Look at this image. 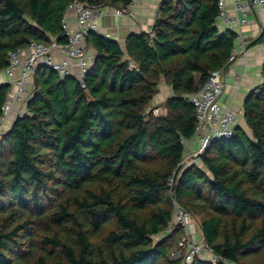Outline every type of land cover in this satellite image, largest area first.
<instances>
[{"label":"trees","instance_id":"1","mask_svg":"<svg viewBox=\"0 0 264 264\" xmlns=\"http://www.w3.org/2000/svg\"><path fill=\"white\" fill-rule=\"evenodd\" d=\"M74 1L0 0V71L31 41L66 43L63 13ZM218 3L161 0L152 29L125 46L90 31L85 86L37 67L25 112L0 140V264H181L171 254L184 228L167 230L174 200L221 258L191 264H264V80L244 104L250 132L237 125L185 161L197 126L190 96L228 66L237 38L221 32ZM161 80L173 93L155 115ZM11 88L0 82V118Z\"/></svg>","mask_w":264,"mask_h":264},{"label":"built area","instance_id":"2","mask_svg":"<svg viewBox=\"0 0 264 264\" xmlns=\"http://www.w3.org/2000/svg\"><path fill=\"white\" fill-rule=\"evenodd\" d=\"M134 1L126 8H115V14H134ZM161 1V0H160ZM219 19L228 29L233 30L237 23L246 24L247 15L255 7L264 6V0H233L236 17L231 16L227 10V0H219ZM74 8L77 13V28L71 30L68 26V10ZM104 12L96 6L81 1H74L63 13V27L68 38L66 43H59L52 40L50 46L31 41L28 47L10 51L8 53L9 64L5 72L11 76L19 70L20 74L12 81L10 95L13 102H17L21 107L18 116H21L26 103L30 97V89L34 74L39 65H47L56 70L62 76L71 74V68L76 65L79 69V77L82 85L85 86L84 78L90 66V56L84 44L87 34L90 31H98L97 19ZM105 36H109L108 34ZM246 46L241 44L240 48L234 47L230 60L237 58L240 52L245 53ZM59 50L64 53L65 58L56 60L53 51ZM223 70H212L199 91L190 96L191 102L196 108V135L204 148L215 139H229L233 136L235 127L238 124V116L230 108H225L218 98L224 88ZM11 108L9 99L4 105V115L0 118V140L6 132L5 120ZM167 109L164 106L153 108L155 115L164 114ZM198 219L192 215L178 201L174 200V214L169 225V230L180 225L184 228V234L178 243L177 248L172 252L171 258H182L181 264H191L196 255L210 253L213 259H221L208 247L204 238L197 239L195 225ZM227 263V261H225Z\"/></svg>","mask_w":264,"mask_h":264},{"label":"crops","instance_id":"3","mask_svg":"<svg viewBox=\"0 0 264 264\" xmlns=\"http://www.w3.org/2000/svg\"><path fill=\"white\" fill-rule=\"evenodd\" d=\"M160 0H135L134 14L124 13L122 15L115 14V6L106 5L99 7L104 14L98 19V32L103 35H109L117 39L123 46L126 44L127 37L130 33H139L142 31L149 32L156 20V12L158 10ZM127 8V7H126ZM227 10L231 16L236 17L233 0H227ZM68 26L71 30L77 28V13L74 8L68 10ZM218 26L221 32H226L228 28L218 18ZM264 30V6L255 7L247 15V23H237L233 31L237 34L235 47L240 48L241 44H245V53L240 52L236 59L230 60L226 69L223 70L224 88L219 95V102L225 108H230L238 116V124L247 128L244 118V104L247 96L264 80L262 68L264 64V43L255 42ZM86 50L90 56V62L95 56L94 48L84 42ZM56 60L64 59L65 55L59 50L53 51ZM71 74L78 76L79 69L76 65L71 68ZM20 74L19 70L13 76L4 71H0V82L12 83L15 77ZM173 91L164 80L160 83V99L152 107L164 106L165 100L172 95ZM11 101V108L8 111L5 128L11 127L14 120L18 117V110L21 107L17 102ZM165 107V106H164ZM26 106L24 107V109ZM166 108V107H165ZM250 132V131H249ZM186 151L185 158L196 154L202 147L200 139L195 134L191 139L185 142ZM191 162V160L189 161ZM201 239L204 238L202 229L199 224ZM204 255H207L206 253ZM207 259V258H206ZM233 263V262H231Z\"/></svg>","mask_w":264,"mask_h":264},{"label":"rangeland","instance_id":"4","mask_svg":"<svg viewBox=\"0 0 264 264\" xmlns=\"http://www.w3.org/2000/svg\"><path fill=\"white\" fill-rule=\"evenodd\" d=\"M31 88V86L29 87V89ZM159 99H160V95L159 94H157L155 97H154V99L152 100V104H155V103H157L158 101H159ZM190 158L188 157V159H185V161L186 162H188V160H189ZM191 162H192V160H193V158L191 157ZM195 228H196V232H197V239H201V236H200V231H199V227H198V224H196L195 225ZM167 230H169V229H167ZM161 235H158V236H156L155 238L158 240L159 239V237H160ZM207 255H204V257L205 258H207V259H212V260H214L215 261V259H213V255L212 254H210V253H206ZM226 264H235V263H231L230 261H227V263Z\"/></svg>","mask_w":264,"mask_h":264},{"label":"water","instance_id":"5","mask_svg":"<svg viewBox=\"0 0 264 264\" xmlns=\"http://www.w3.org/2000/svg\"><path fill=\"white\" fill-rule=\"evenodd\" d=\"M158 13H159V11L157 10V12H156V16H158ZM156 18H157V17H156ZM225 69H226V68H225ZM177 172H178V168L175 170V173H174V177H173V179L176 178Z\"/></svg>","mask_w":264,"mask_h":264}]
</instances>
